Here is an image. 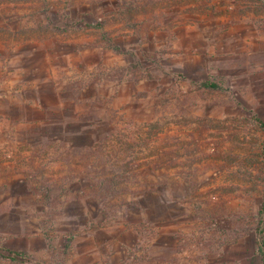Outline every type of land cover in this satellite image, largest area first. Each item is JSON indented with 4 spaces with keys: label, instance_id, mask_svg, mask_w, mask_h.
<instances>
[{
    "label": "rangeland",
    "instance_id": "rangeland-1",
    "mask_svg": "<svg viewBox=\"0 0 264 264\" xmlns=\"http://www.w3.org/2000/svg\"><path fill=\"white\" fill-rule=\"evenodd\" d=\"M33 2L49 10L52 30L65 25L68 34L88 35L105 54L95 72L96 79H107V126L94 136L95 143L82 136L72 144L45 143L35 149L49 163L58 154L61 176L53 165L41 173L21 170L7 154H27L28 148L15 152L5 144L0 199L20 201L0 206V232L36 229L47 237L49 248L41 255L27 252L30 259L0 264L52 262L69 235L74 240L65 264H72L77 245L87 248L81 234L95 226L88 210L98 219L106 217L112 233L127 212L121 207L136 203L134 198L152 187L164 200L159 231L168 248L155 250L159 261L144 262L148 238L157 231L141 225L145 237L140 246L125 259L122 251L113 255L118 246H109L107 264H262L255 256L254 228L264 202V0H15L16 6ZM75 10L82 14L74 28ZM185 26L196 27L192 42L174 53L169 45L173 28ZM111 43L135 58L113 51ZM207 79L221 87H200ZM120 88L126 92H120L116 109ZM158 154L171 161L159 169L145 163ZM131 157L143 162L137 177L111 184L114 194L107 201L109 168ZM30 195L40 201L33 205L23 199ZM100 197L105 201L98 207Z\"/></svg>",
    "mask_w": 264,
    "mask_h": 264
},
{
    "label": "crops",
    "instance_id": "crops-1",
    "mask_svg": "<svg viewBox=\"0 0 264 264\" xmlns=\"http://www.w3.org/2000/svg\"><path fill=\"white\" fill-rule=\"evenodd\" d=\"M29 4L16 6L15 0H0V159L4 158L5 144L13 145L15 152L26 147L27 154H7L8 158H14L16 167L31 172L38 168L41 173L53 165L56 175L59 168L61 176L64 166L58 154H55V161L49 163L47 159L43 161L35 149L45 143L72 144L82 136L90 137L95 143L94 136L100 128L107 126V79H96L95 72L105 54L90 44L88 35L68 34L65 25L52 30L48 27L49 10L44 8L45 5L41 6L42 2L38 6L35 2ZM81 14L79 10L71 14L74 22L71 27L80 26L78 18ZM190 27L173 28L175 39L169 45L174 53L190 46L192 32H196V27L193 30ZM209 51L207 49L208 55ZM196 54L194 58L198 60ZM103 62H106L105 58ZM118 92L116 109L121 105L120 92L126 91L120 88ZM10 149L7 147V152L12 153ZM17 159L27 160L29 164L22 167ZM154 188L139 193L134 198L136 203L121 207L120 210L127 208V212L123 210L117 219L119 226L112 233L107 230L106 217L98 219V213L88 210L86 216L95 226L81 234L86 239L87 248H80L76 244L79 241L75 242L77 248L72 255V264H107V248L111 246L112 249L114 244L119 249H113V255L122 251L125 259L129 250L139 247L145 237L141 225L157 231L151 232L148 238L150 243L144 262L159 261L155 250H166L169 243L162 240L164 233L159 231L160 205L164 200ZM23 190L26 194L30 191L27 184L23 185ZM13 199L17 206L20 199L8 197L0 199V206ZM23 199L33 205L40 201L34 195ZM75 199L79 201L77 197ZM102 202L99 200L97 206L101 207ZM133 212L135 218L125 216ZM31 222L35 223L36 219ZM125 229L122 237L121 232ZM30 231L0 232V246L32 255L47 252V237L36 229ZM111 257L108 259L112 263Z\"/></svg>",
    "mask_w": 264,
    "mask_h": 264
},
{
    "label": "trees",
    "instance_id": "trees-1",
    "mask_svg": "<svg viewBox=\"0 0 264 264\" xmlns=\"http://www.w3.org/2000/svg\"><path fill=\"white\" fill-rule=\"evenodd\" d=\"M66 25H69V23ZM109 47L117 53H126V54H129L131 57L135 58V54L133 52L129 50H123L121 47H119L116 44L111 43ZM199 85L200 87L204 89H219L221 87V84L219 81L210 80V79L200 82ZM260 124H261V127H263L264 129V123L260 122ZM263 151H264V143H263ZM165 161L170 162L171 156L167 158V157H163L162 154H158V158L156 160L146 161L145 163L147 165H151V166L153 165V167L159 169L164 166L163 163ZM142 165H143V162H139L137 158L131 157V161L130 159H127L126 162H123L122 164L119 165V168L116 169L115 163L113 164L111 168H109L110 172L107 174V201L114 194L111 184L115 185L117 181H120V182L125 181L129 178V176L135 179L137 177V170ZM100 198L101 200L105 201L104 197H100ZM256 218H257V223L254 228L256 236H257V240L255 244V256H257L260 259L261 263L264 264V202ZM73 239L74 237L72 235L66 236L65 241L62 244L63 246L61 250L62 251L61 256L55 258L52 262H49L47 264H65V259H66V256H68L69 254ZM50 246L53 247L54 245L50 243ZM2 251H6L7 254L3 253ZM3 259L26 260V259H30V255L25 251L11 250V249L0 246V261ZM28 261L30 262V260Z\"/></svg>",
    "mask_w": 264,
    "mask_h": 264
}]
</instances>
